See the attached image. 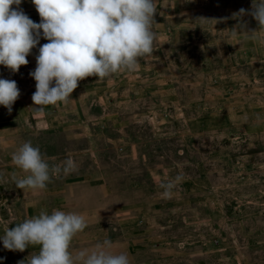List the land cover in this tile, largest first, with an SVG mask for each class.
<instances>
[{"label":"rangeland","instance_id":"rangeland-1","mask_svg":"<svg viewBox=\"0 0 264 264\" xmlns=\"http://www.w3.org/2000/svg\"><path fill=\"white\" fill-rule=\"evenodd\" d=\"M251 4L156 0L154 52L135 72H122L123 91H138V101L132 106L125 94L120 104L109 96L107 111H120L122 124L92 128L93 135L122 143V158L109 149L101 161L109 175L100 178L110 190H91L85 181L74 183L71 191H53L67 180L60 177L43 192H24L9 170L11 144L1 142L0 236L41 209L49 214L59 209L93 220L72 241L73 253L107 239L113 251L128 253L132 264H264V45L244 33L232 35L238 23L259 30L251 16L233 18ZM20 8L40 23L32 0H23ZM258 36L264 38V32ZM37 55L34 48L19 72L0 65V79L15 80L20 97L27 91L31 98L36 91L30 73ZM8 114L0 105V127L11 126L14 117L5 119ZM4 136L0 132V141ZM58 136L27 138L54 164L51 139ZM56 143V151L66 145ZM199 174L203 179L193 188L199 192L191 195L182 182ZM177 175L181 182L171 196H163L161 185ZM135 214L137 224L124 229L121 217ZM125 230L147 238L138 257ZM29 248L9 251L0 240V264L26 260L34 253Z\"/></svg>","mask_w":264,"mask_h":264},{"label":"clouds","instance_id":"clouds-1","mask_svg":"<svg viewBox=\"0 0 264 264\" xmlns=\"http://www.w3.org/2000/svg\"><path fill=\"white\" fill-rule=\"evenodd\" d=\"M23 0H0V65L12 72L26 66L27 57L40 44L37 66L30 76L36 81L32 100L38 111L58 102L67 104L80 81L88 77L111 78L118 72H135L141 59L154 52L156 0H32L40 23L34 22L21 8ZM16 7H13V6ZM251 16L259 30L249 31L244 23L233 28L232 35L264 45V0H252L251 9L233 14L239 19ZM42 30V31H41ZM21 93L15 80L0 79V105L12 110ZM13 164L26 176L15 179L24 192H42L61 173L69 174L76 165L71 157L62 165L49 164L30 141L12 155ZM182 175L162 184V195L169 197ZM88 227L83 214L41 209L0 236L9 251L23 252L30 246L39 251L18 264H132L126 252L113 251V243L104 240L94 249L73 253L72 241Z\"/></svg>","mask_w":264,"mask_h":264},{"label":"crops","instance_id":"crops-1","mask_svg":"<svg viewBox=\"0 0 264 264\" xmlns=\"http://www.w3.org/2000/svg\"><path fill=\"white\" fill-rule=\"evenodd\" d=\"M46 43H48V41L41 38L40 44L35 49ZM122 75V72L114 74L112 77L114 81H110L112 78L110 80H108L109 78L99 80L98 77H88L79 82L77 89L74 90L67 104L58 102L55 105H47L43 108V111L37 110V106L34 105L32 97L29 98L28 92L24 91V96H21L16 103H14L11 112L2 106V108L9 113L4 118L14 117L17 121L13 119V122L10 124L11 126L2 125L0 127V132H3L5 135L0 143L5 142L11 144L9 151L13 154L18 149L15 146L16 144L21 146L24 142H28L27 136L41 135L49 137L61 135L51 139V160L55 165H62L66 159L71 157L76 168L69 174L61 173L59 176L53 177L52 179L57 182L60 177H67L65 182L55 184V190L53 191H71L74 183L82 185L85 181L88 182L86 184L91 186V190H110L107 186V180H102V178H100L109 175V171L103 170L101 161L109 149H113L112 151L114 152L115 158H122L124 153L121 145L122 143L117 144V142H113V138L93 135L92 128L95 125L101 126L106 123H111V125L115 124V126L122 124L119 121L122 120L123 117L120 111H107V100L109 96H115V99L117 101L119 100L120 104H123L126 94L127 102H131L132 106L136 105L138 101V91H123V84L121 83L123 79ZM113 84H115V87L112 86ZM132 111H134L133 113L139 112L138 110ZM56 141L66 142V145H64L63 148L57 146L59 150L56 151L55 146L59 145ZM9 170L12 175L15 176V179L24 178L26 176V174L16 167L13 162L9 165ZM203 176V174H199L191 176L192 178L183 181L182 184H184V189L189 191L191 195L196 196L199 191L193 188L198 186ZM81 181H83V183H80ZM118 207L123 208V204L117 205V208ZM137 207L139 206L137 205ZM84 217L87 223L93 221L91 217ZM121 219L124 229L128 228L130 223L134 225L137 224L136 214L135 216L133 215V217L122 216ZM126 224L127 226L125 227ZM131 228L133 229V227ZM123 236L127 240H130L129 249H132V253L137 254L138 257L139 251L141 250L139 247L140 242L142 240H147V238L143 239L145 234H143V232H129L125 230ZM29 249L32 252L39 251L38 246H30Z\"/></svg>","mask_w":264,"mask_h":264}]
</instances>
